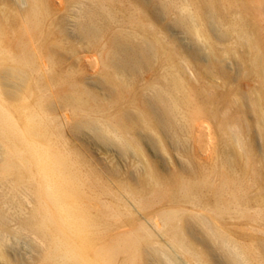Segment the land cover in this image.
<instances>
[{
  "label": "bare ground",
  "instance_id": "6f19581e",
  "mask_svg": "<svg viewBox=\"0 0 264 264\" xmlns=\"http://www.w3.org/2000/svg\"><path fill=\"white\" fill-rule=\"evenodd\" d=\"M21 1L0 0V225L15 221L36 237L35 264H164L159 254L171 264L174 255L188 264H264V238L254 236L264 233V168L234 166L231 179L220 158L209 170L194 163L203 144L195 135L209 121L242 148L247 165L255 150L243 133L253 123L241 121L250 111L264 137V87L236 94L244 107L233 111L225 106L236 79L215 72L219 92L200 67L236 57L244 74L263 80L256 17L264 0H72L60 19L52 0ZM169 17L191 50L169 35ZM70 58L82 73L84 63L102 64L100 75L78 79L65 66ZM68 126L87 129L106 149L134 150L126 159L136 177L94 166L91 147L71 142ZM174 137L181 166L162 173L145 148L163 155ZM136 208L155 214L138 224ZM242 218L255 223L248 242L226 222Z\"/></svg>",
  "mask_w": 264,
  "mask_h": 264
},
{
  "label": "rangeland",
  "instance_id": "374dc122",
  "mask_svg": "<svg viewBox=\"0 0 264 264\" xmlns=\"http://www.w3.org/2000/svg\"><path fill=\"white\" fill-rule=\"evenodd\" d=\"M86 1V0H85ZM98 1V0H96ZM24 0L21 1L22 6ZM119 0H116V4L119 5ZM19 3V5H21ZM121 3V2H120ZM72 4V5H71ZM74 3H72V0H52L51 3V9L53 11V17L57 18H63L68 14V12L73 8ZM76 6V5H75ZM256 21L258 22V25H260V30L262 31L264 29V8L260 10V12L257 13ZM168 26H169V35L178 40L180 42V45L183 49L186 51L191 50L193 46L191 45V42L188 38V36L184 33V31L177 25L173 23L174 18L169 17L168 18ZM70 21V20H69ZM71 23V21H70ZM69 23V24H70ZM72 25V24H71ZM262 26V27H261ZM72 29V26H69L68 30ZM264 37V30L261 32ZM238 49L243 54L244 48L240 47L238 45ZM203 50V49H202ZM204 52V51H203ZM206 52V51H205ZM201 55H208V53H201ZM71 56L72 55H67ZM73 58H70L69 61L65 64V66L71 70L76 69L78 72V79H82L85 77H98L102 70V64L99 65H92L89 64H83L82 69L83 73L78 71L79 68L77 66H74L71 61ZM234 60L227 59L222 62V64H214L211 63V61L201 62L200 67L203 71L204 77L207 78L205 80L215 82L216 84L220 85V88H217L219 92L222 90H225L223 88V85H221L222 81L217 78H213V74L217 72L218 70H222L224 72H227L231 76H233L236 80L234 82L236 85H234L235 92H232V97H234L233 104H231L229 107L225 106V108H229L230 110L235 109L236 107H239L242 109L244 107L243 100H236V94L242 93L241 95H253L256 96L259 91V89L264 87V78L261 81L256 75L248 73L247 75L243 72L246 70L247 65H242L240 62H237V58H233ZM234 61V62H233ZM181 63L185 64L184 60L180 61ZM185 67V66H184ZM242 69V70H241ZM80 72V73H79ZM188 76L193 79V75L190 74L189 69H187ZM241 73V74H240ZM147 78L150 76V74L145 75ZM204 81V79L202 80ZM232 86V85H231ZM215 90V91H217ZM217 91V92H218ZM256 93V95H255ZM238 108V109H239ZM224 109V108H223ZM234 111V110H233ZM256 115L253 111H250L246 118H242L241 122H244L245 119L249 120L253 123L252 130L249 132L243 133V137L246 139V141L251 142L254 146V153L251 154V160L250 164L247 165V159L244 156V151L240 150L238 145H230L224 141L225 137L223 136V133H221L220 129L218 128V123L214 121H209L206 124L205 129H203L202 133H196V137H198V134H200L201 140H203V144L200 146H197L199 158H195L194 163L195 165H198L200 168L203 169H212L213 166L218 163V159L220 158V161H224L225 167L228 168V177L233 179L237 177V174L234 173L233 169L234 166L238 170L242 169V167L246 168L248 166L249 168L247 170L252 171L255 169V171L258 168H264V137L259 133V128L256 125ZM72 124V121L71 123ZM207 125L209 128H207ZM63 131H65L64 134L69 138L71 142L76 143L77 145H81L83 143H86L91 148L85 149V153L87 152V155L91 157V160L94 162V166H97L98 168H101V170H104L105 168H113L117 169L119 175L122 177L123 180L128 178V172L129 174L131 172L134 173V177H136V173L132 169V162L126 159L127 157L133 156L134 150L127 149L125 150H109L106 149L105 146H103V142L101 139H98L95 135H93L90 131L87 129L79 130L78 132H75L71 130V128L66 127ZM197 132V131H196ZM178 137L174 139L173 138H166L165 142L167 144L168 150L167 153H164L163 155H159L155 152L153 148H145L147 155L152 159L156 165L158 166L159 170L162 173H177V170L179 166H181L182 158L180 157L183 155V147L182 143ZM228 146V147H227ZM234 149V151H233ZM231 150V151H230ZM124 153H122V152ZM180 153V154H179ZM127 154V155H126ZM231 155L235 161L232 160H224L226 155ZM222 155V156H221ZM225 156V157H223ZM229 157V156H228ZM227 157V158H228ZM232 161V162H231ZM228 163V164H227ZM131 164V165H130ZM251 167V168H250ZM254 168V169H253ZM219 170V169H218ZM226 172V171H225ZM215 182H219V179L217 177L213 178ZM114 187V185H113ZM115 188V187H114ZM263 206V205H262ZM202 212V211H201ZM135 214L137 215L136 221H138V224L141 222H149V216L152 214H155L153 210L145 211L136 208ZM125 221V220H123ZM226 222L230 224H237L239 225V228H230L232 232H235L233 234L234 238L239 240L240 242L246 241L248 242V238L250 237H256L264 238V233H257L252 236L250 234V224H255L252 221H249L247 219H228ZM261 229V228H260ZM4 230V231H3ZM130 230V226H125L119 230H113L114 232L117 231H127ZM236 230V231H233ZM264 230V228H263ZM3 234V235H2ZM242 240V241H241ZM0 242L2 246V253L5 257H0V264H7V262H15L18 264H35L40 256L41 253V247L38 243V240L35 236L28 235L24 232H22L15 221H10L4 229L0 225ZM242 244V243H241ZM160 260L164 264H171L169 263L168 259L166 260V256L163 254H159ZM3 260V261H2ZM8 262V263H9ZM172 264H188L179 256L174 255L173 263Z\"/></svg>",
  "mask_w": 264,
  "mask_h": 264
}]
</instances>
